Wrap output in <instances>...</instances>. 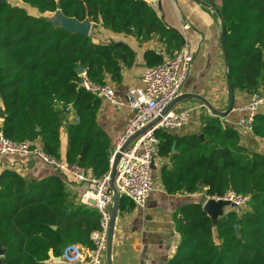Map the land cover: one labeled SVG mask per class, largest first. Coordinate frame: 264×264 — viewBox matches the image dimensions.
Here are the masks:
<instances>
[{
    "label": "trees",
    "instance_id": "1",
    "mask_svg": "<svg viewBox=\"0 0 264 264\" xmlns=\"http://www.w3.org/2000/svg\"><path fill=\"white\" fill-rule=\"evenodd\" d=\"M40 14L56 13L89 21L139 43L159 36L167 50L183 48L177 31L145 0H21ZM235 93L264 91V0H222L218 8ZM147 67L165 62L152 50ZM136 63L126 43H95L91 36L67 32L43 17L0 0V132L15 142L39 144L61 161L62 114L55 101L73 104L80 123L67 131L66 163L102 177L110 170L109 142L99 128L101 97L87 91L76 69L89 80L115 83ZM200 134L174 138L157 133L159 155L171 156L162 182L168 195L224 197L233 191L249 196L246 210L231 208L216 222L199 203L174 214L181 236L168 264H264V154L241 145V136L219 117H202ZM254 136L264 140V114L255 118ZM203 136V137H201ZM125 199L119 210L125 211ZM235 226L239 227L237 232ZM100 228L97 210L71 202L62 174L29 180L11 169L0 174V264H46L71 244L93 248L91 234Z\"/></svg>",
    "mask_w": 264,
    "mask_h": 264
},
{
    "label": "crops",
    "instance_id": "2",
    "mask_svg": "<svg viewBox=\"0 0 264 264\" xmlns=\"http://www.w3.org/2000/svg\"><path fill=\"white\" fill-rule=\"evenodd\" d=\"M145 1L150 3L152 0ZM157 2L159 3V0ZM161 4L165 23L178 32L183 40V47L189 48L194 62L183 88L182 98L172 106L175 111L190 109L192 111L190 123L180 130L159 131V133L174 138L198 135L203 128V116H216L225 125L233 126L243 116L240 109L248 103L250 94L235 93L233 110L228 113L230 96L229 87L227 89V59L222 44V22L217 11L222 6V0H161ZM157 11L159 12V9ZM117 36L111 37L112 41L126 43L136 53L135 65L131 69L123 70V79L120 83H115L107 77V83L114 86L117 97L125 99L130 89L143 85L142 76L147 68L144 58L146 51L152 50L164 56L166 62L178 50L169 52L166 44L160 42L159 36H154L151 41L145 43H139L134 37L125 34ZM192 95L199 98H194ZM262 107L259 113L264 114ZM131 117L132 113L128 109L116 107L102 99L97 113V123L107 136L110 145L109 158ZM67 131L62 128L60 154L61 162L64 163L68 150ZM36 145L40 147L38 143ZM241 145L252 152L264 154V140L254 134H241ZM175 152L174 149L170 156L159 155L155 160V188L145 208H138L125 199V211H119L115 227L113 264H168L177 253L181 236L176 231L174 214L186 204L199 203L206 195L205 190L196 194L178 196L166 193L162 182V171L165 167L171 169V156ZM6 169L14 170L29 180H40L59 173L33 156L0 157V174ZM62 178L66 183L71 202L75 205H83L80 197L85 186L75 183L69 176L62 175ZM230 209V207L224 208V211H221L225 214ZM173 232H175L174 236H172ZM53 258L57 257L50 253L46 264H54Z\"/></svg>",
    "mask_w": 264,
    "mask_h": 264
},
{
    "label": "built area",
    "instance_id": "3",
    "mask_svg": "<svg viewBox=\"0 0 264 264\" xmlns=\"http://www.w3.org/2000/svg\"><path fill=\"white\" fill-rule=\"evenodd\" d=\"M149 4L158 9L157 0H152ZM193 62L192 53L187 46H184L163 64L147 67L142 76L143 85L130 89L125 99L117 97L112 84L96 85L86 74L80 76L81 85L87 91L132 113L124 133L117 140L115 150L109 158L110 170L102 177H95L90 172H81L47 155L41 147L33 148L31 143L12 141L0 132V157L33 156L40 159L60 174L72 178L75 183L83 184L85 190L80 197L81 203L95 208L100 215V228L91 234L93 248L71 244L65 248L61 257L53 258L54 264H107L106 252L114 198L111 187L112 168L116 157L120 155L115 187L121 199H127L138 208H145L155 188L154 166L160 147L157 131L180 130L191 120L190 109L175 111L171 104L183 95V88L188 81ZM262 106H264V91L252 93L248 103L240 109L243 116L231 127L238 131L240 136L253 134L255 118ZM54 108L62 114L64 130L80 123V117L73 104L55 101ZM145 129L147 130L122 151L130 138ZM205 197L207 200L227 203L230 207L235 205L234 209L237 210H242L251 199L233 191L228 192L224 197Z\"/></svg>",
    "mask_w": 264,
    "mask_h": 264
},
{
    "label": "water",
    "instance_id": "4",
    "mask_svg": "<svg viewBox=\"0 0 264 264\" xmlns=\"http://www.w3.org/2000/svg\"><path fill=\"white\" fill-rule=\"evenodd\" d=\"M158 9L159 12L161 13V17L162 20H164L165 18V14L164 11L162 9V4H161V0H159L158 3ZM57 13H59V17L63 16L64 18L72 21V23L68 26V27H64L59 25L58 23H53L52 21L48 20L49 22H51L53 25L55 26H60L62 28H64L67 32L70 33H74V34H79V35H83V36H89L90 34V30H91V22L89 21V19L85 20L84 22H79L74 18H68L65 17L62 12H61V4L58 3V10ZM58 20V19H57ZM222 33H223V37H224V29L222 28ZM223 48L225 51V55H226V59H227V70H228V86H229V96H230V105L228 108V113L232 112L233 107H234V102H235V92L233 89V81H232V75H231V67H230V63L228 61V56H227V47H226V42L223 39ZM76 72L78 75H83L85 74V71L83 70L82 67H78L76 69ZM194 98H199L195 95H192ZM182 98V96L178 99L180 100ZM177 100V101H178ZM176 103V101L174 102ZM171 104V107L173 106V104ZM57 112H59V110H56ZM4 112L2 110L0 118L3 119L4 118ZM147 129L143 130L142 132L138 133L137 135H135L134 137L130 138L129 141L126 143V145L122 148V151L125 150L127 148V146L140 134H142L143 132H145ZM157 133H159V131H157ZM203 137V136H201ZM120 159V155H117L116 157V161L114 163V166L112 168V180H111V187L112 190L114 192V198H113V208H112V216H111V226H110V230H109V234H108V245H107V252H106V263L107 264H113L112 261V250H113V244H114V236H115V227H116V222L118 219V215H119V207H120V202H121V197L119 195L118 190L115 187V176H116V170H117V165ZM155 168V167H154ZM199 204L201 206H203V209L205 210V212L210 216V218L216 222L222 215V211L226 206L230 207L227 203L224 202H216L213 200H207L206 197H202V199L200 200ZM232 208H235V205L231 206ZM236 231H239V227L235 226ZM175 235V232L172 233V236ZM6 253V250L2 249L0 247V257H3Z\"/></svg>",
    "mask_w": 264,
    "mask_h": 264
},
{
    "label": "rangeland",
    "instance_id": "5",
    "mask_svg": "<svg viewBox=\"0 0 264 264\" xmlns=\"http://www.w3.org/2000/svg\"><path fill=\"white\" fill-rule=\"evenodd\" d=\"M10 4L13 5V6H16V7H19V8L24 9L28 14H31L33 16L43 17V18H45L47 20L52 21L53 23H55L56 21H57L56 23H58V21H59V18H58L59 13H57V12L56 13L40 14L36 9L30 8L29 6L23 4L21 2V0H10ZM108 34L110 36H108ZM117 35H120V34L114 33V32H112L111 30H109L106 27L95 26L94 24L91 23V30H90L89 36H91L93 38V40L95 41V43L96 42H99V43H109V42L112 41V38L118 37ZM227 85H228V79H227ZM228 87L229 86H227V89H228ZM81 185L83 186V184H81ZM226 208H229V207L226 206L225 209ZM230 208H232V207H230ZM247 208H248V206H245L243 208V210H246ZM223 211H224V209H223Z\"/></svg>",
    "mask_w": 264,
    "mask_h": 264
},
{
    "label": "bare ground",
    "instance_id": "6",
    "mask_svg": "<svg viewBox=\"0 0 264 264\" xmlns=\"http://www.w3.org/2000/svg\"><path fill=\"white\" fill-rule=\"evenodd\" d=\"M72 23V21L64 18L63 16L59 17V21L58 24L64 27H68L70 24Z\"/></svg>",
    "mask_w": 264,
    "mask_h": 264
}]
</instances>
